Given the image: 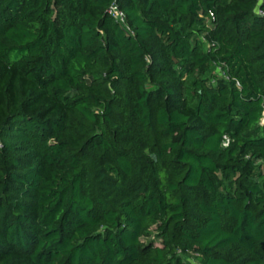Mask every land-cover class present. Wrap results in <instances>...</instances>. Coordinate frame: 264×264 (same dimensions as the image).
Segmentation results:
<instances>
[{
	"label": "trees",
	"instance_id": "obj_1",
	"mask_svg": "<svg viewBox=\"0 0 264 264\" xmlns=\"http://www.w3.org/2000/svg\"><path fill=\"white\" fill-rule=\"evenodd\" d=\"M263 111L264 0H0V264H264Z\"/></svg>",
	"mask_w": 264,
	"mask_h": 264
},
{
	"label": "built area",
	"instance_id": "obj_2",
	"mask_svg": "<svg viewBox=\"0 0 264 264\" xmlns=\"http://www.w3.org/2000/svg\"><path fill=\"white\" fill-rule=\"evenodd\" d=\"M108 14L114 19V21L116 23H118L121 27H125L124 24V15L123 13L116 7V5L114 4V1H112V3L110 4L108 10H107ZM263 118V117H262ZM263 124V123H261ZM1 147V145H0Z\"/></svg>",
	"mask_w": 264,
	"mask_h": 264
},
{
	"label": "rangeland",
	"instance_id": "obj_3",
	"mask_svg": "<svg viewBox=\"0 0 264 264\" xmlns=\"http://www.w3.org/2000/svg\"><path fill=\"white\" fill-rule=\"evenodd\" d=\"M214 72L215 73H218V70L217 69H214ZM262 119H261V123H264V111H263V113H262ZM184 260H185V262L187 263V264H196L195 263V260L191 257V256H188V257H185L184 258Z\"/></svg>",
	"mask_w": 264,
	"mask_h": 264
}]
</instances>
